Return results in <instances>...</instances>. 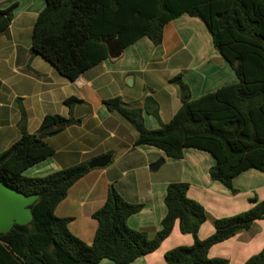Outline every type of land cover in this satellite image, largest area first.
Here are the masks:
<instances>
[{"label": "trees", "instance_id": "1", "mask_svg": "<svg viewBox=\"0 0 264 264\" xmlns=\"http://www.w3.org/2000/svg\"><path fill=\"white\" fill-rule=\"evenodd\" d=\"M44 1L31 28L32 50L68 80L108 58L101 38H116L122 49L143 36L158 45L163 25L171 18L187 13L202 20L215 49L237 76L236 83L191 99L181 75L170 77L168 82L177 86L182 100L165 123L160 122L151 96L144 98L143 108L128 107L118 97L103 103L135 129L134 145L155 147L171 159L182 158L185 148L209 153L214 160L208 169L210 179L231 193L236 192L232 179L238 174L248 169L264 172V0ZM15 6L12 2L0 9V32L8 28ZM77 101L70 97L64 103L71 108ZM143 110L158 120V128L145 127ZM78 121L46 114L35 133L21 124L18 138L0 152V180L26 195L38 196L30 205L28 224H14L0 233V264H96L102 259L128 264L156 249L176 221L180 233L190 234L193 241L167 250L164 264H228L224 258L208 257V249L248 229L255 220H264V199L251 197L247 210L214 218L213 232L200 239L198 230L207 220L204 207L187 196V183L170 182L160 227L149 236L126 222L142 204L125 201L110 187L105 202L92 214L97 221L92 242H83L68 230L69 218L56 216L54 208L88 172V162L40 177L23 175L26 168L52 154L46 137ZM243 264H264V246Z\"/></svg>", "mask_w": 264, "mask_h": 264}, {"label": "crops", "instance_id": "2", "mask_svg": "<svg viewBox=\"0 0 264 264\" xmlns=\"http://www.w3.org/2000/svg\"><path fill=\"white\" fill-rule=\"evenodd\" d=\"M16 2L8 28L0 32V152L19 135L21 124L35 133L42 117L59 114L79 121L45 138L51 155L26 168L23 175L40 177L81 162L110 155L104 167L89 168L67 190L54 208L58 217L69 218L68 230L90 244L97 227L92 214L99 209L112 187L125 201L141 203L127 225L152 236L165 214V189L170 182L188 184L187 196L199 202L209 214L199 230L204 239L213 232L212 219L247 210L250 198L264 199V172L248 169L232 179L236 194L211 180L208 169L213 158L185 148L180 159H171L159 149L134 145L136 131L118 113L103 103L118 97L128 107L143 108L151 96L158 105L159 120L168 122L181 105L176 85L168 79L181 75L190 98L234 84L237 76L215 49L209 31L196 16L179 14L163 25L162 41L154 45L143 36L122 49L117 58H106L73 80L60 75L38 53L31 51V28L44 0H0V9ZM77 102L68 108L66 98ZM148 129L159 127L158 120L142 111ZM194 149V148H193ZM197 150V149H196ZM201 151V150H200ZM205 152V151H204ZM162 162L151 169L150 165ZM240 191L245 199H238ZM192 236L182 234L177 221L158 247L128 264H164V253L181 245H191ZM264 246V220H255L248 229L212 245L210 258H224L228 264H243ZM96 264H114L102 259Z\"/></svg>", "mask_w": 264, "mask_h": 264}, {"label": "water", "instance_id": "3", "mask_svg": "<svg viewBox=\"0 0 264 264\" xmlns=\"http://www.w3.org/2000/svg\"><path fill=\"white\" fill-rule=\"evenodd\" d=\"M100 42L106 46L108 57L117 58L121 54L122 48L116 38H101ZM109 159L110 155L101 156L90 161L88 167H104ZM161 162L162 159L150 165V168L155 169ZM37 197V194L26 195L0 180V233H6L14 224H28L32 220L30 205Z\"/></svg>", "mask_w": 264, "mask_h": 264}, {"label": "rangeland", "instance_id": "4", "mask_svg": "<svg viewBox=\"0 0 264 264\" xmlns=\"http://www.w3.org/2000/svg\"><path fill=\"white\" fill-rule=\"evenodd\" d=\"M192 150H195V151H198V152H200V153H203V154H205V155H208L209 156V153H207V152H204V151H200V150H196V149H193L192 148ZM263 173V172H262ZM234 194H236V193H234ZM247 196L245 195V192H243V191H240V193H239V195L237 196V198L238 199H245ZM253 197H255V196H253ZM207 213V212H206ZM209 219H211L210 218V216H209V214L207 213V220H209ZM213 220V219H212ZM241 232V231H240Z\"/></svg>", "mask_w": 264, "mask_h": 264}]
</instances>
